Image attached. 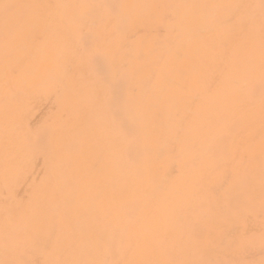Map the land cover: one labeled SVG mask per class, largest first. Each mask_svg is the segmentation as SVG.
Returning <instances> with one entry per match:
<instances>
[{"label":"rangeland","instance_id":"obj_1","mask_svg":"<svg viewBox=\"0 0 264 264\" xmlns=\"http://www.w3.org/2000/svg\"><path fill=\"white\" fill-rule=\"evenodd\" d=\"M252 251L264 0H0V264Z\"/></svg>","mask_w":264,"mask_h":264},{"label":"bare ground","instance_id":"obj_2","mask_svg":"<svg viewBox=\"0 0 264 264\" xmlns=\"http://www.w3.org/2000/svg\"><path fill=\"white\" fill-rule=\"evenodd\" d=\"M246 183H249L248 181H246ZM114 253H117V251H114ZM260 253V252H259ZM259 253H256L254 251L250 252L248 255V259L251 262H255L256 264H260V258H258ZM263 255V253H261Z\"/></svg>","mask_w":264,"mask_h":264}]
</instances>
